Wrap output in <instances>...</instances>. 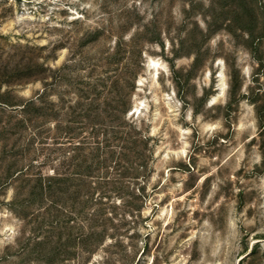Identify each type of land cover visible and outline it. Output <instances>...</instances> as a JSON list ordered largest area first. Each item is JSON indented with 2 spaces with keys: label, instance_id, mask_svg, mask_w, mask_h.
<instances>
[{
  "label": "rangeland",
  "instance_id": "rangeland-1",
  "mask_svg": "<svg viewBox=\"0 0 264 264\" xmlns=\"http://www.w3.org/2000/svg\"><path fill=\"white\" fill-rule=\"evenodd\" d=\"M0 257L264 264V0H0Z\"/></svg>",
  "mask_w": 264,
  "mask_h": 264
},
{
  "label": "trees",
  "instance_id": "trees-1",
  "mask_svg": "<svg viewBox=\"0 0 264 264\" xmlns=\"http://www.w3.org/2000/svg\"><path fill=\"white\" fill-rule=\"evenodd\" d=\"M35 100H26L24 101L23 104L20 105L21 110L25 115V117H27L28 119L30 118L31 120L32 117H35V119H37V117H41V116L44 117L48 113L47 110L42 112L43 110L42 106L39 105ZM46 131L48 130L39 129L37 135L38 136L43 135L44 133H46ZM28 153H29L28 149L24 150L22 154H19L20 156L19 159H21V157H24ZM106 162H107V157L101 158L102 166H104ZM21 173L22 170L16 171L14 177H17L18 175H22L24 178L27 177L26 174H21ZM52 176L53 177H50L49 179L45 180V182L41 176H37L36 191L31 195L34 199H37V201H42L44 199L49 200L50 198L54 197L56 194L61 195L59 196V200L65 197V193L67 189V186L65 184L66 178L58 177L61 176L60 174H53ZM29 179L31 180V178ZM26 180H28V178ZM21 181H23V178L21 179ZM23 196H24L23 192L20 191L17 195L16 200L12 203L18 208V211L25 209L30 201L29 199H25ZM3 260H5V258L0 257V262H2Z\"/></svg>",
  "mask_w": 264,
  "mask_h": 264
}]
</instances>
